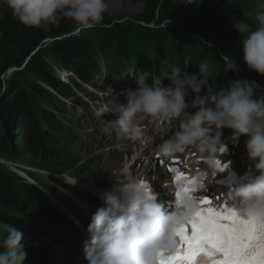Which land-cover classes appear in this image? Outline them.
<instances>
[{"label": "clouds", "instance_id": "clouds-1", "mask_svg": "<svg viewBox=\"0 0 264 264\" xmlns=\"http://www.w3.org/2000/svg\"><path fill=\"white\" fill-rule=\"evenodd\" d=\"M11 14L27 27L59 25L64 20L75 24L76 32L99 26L109 10L107 0H3ZM258 27L252 29L243 21H233V28L243 39L242 53L247 68L264 77V13H257ZM169 21L166 22L167 27ZM226 73L240 72L238 59L221 54ZM207 63L199 64V72L188 74L174 66L152 82L140 78L135 88L121 93L118 99L104 103L95 110L102 118L103 131L140 140L144 134L138 122L140 114L154 120L171 122L180 119L179 130L159 145L161 155L168 157L184 152L190 146L211 163L226 150L224 129L231 130V139L238 143L244 137L247 158L254 165L250 179L227 192L229 201H239L246 216L264 224V95L257 98L258 81L233 78L215 92L201 93L208 85ZM204 77V78H202ZM169 85L163 84L164 80ZM195 96L189 102V93ZM106 96H118L109 85ZM189 108L196 109L189 113ZM112 115L115 119H106ZM69 185L76 179L63 177ZM149 181L134 176L128 169L123 178L104 191L103 206L91 216L89 240L84 253L88 264H159L160 253L171 255L177 249L176 230L196 211L192 196L183 195L169 210L158 200ZM6 235L0 240V264H27V251L22 228L3 225Z\"/></svg>", "mask_w": 264, "mask_h": 264}, {"label": "trees", "instance_id": "trees-1", "mask_svg": "<svg viewBox=\"0 0 264 264\" xmlns=\"http://www.w3.org/2000/svg\"><path fill=\"white\" fill-rule=\"evenodd\" d=\"M173 1L141 0L145 6L134 20L127 23L113 22V27H107V23L112 24V19L105 14L102 21L104 26L99 30L78 33L75 24L69 20L59 25L27 27L12 16L11 10L2 0L0 127L5 132L0 131V146L4 148L1 153H8L13 148L15 154L29 158L36 168L66 173L69 169L61 167L50 149L54 139L71 136L75 132L71 124L64 121L70 108L64 99L86 103L77 91L86 94H90V91L81 81L94 84L102 64L108 69H116L120 63L128 60V65L134 62L139 68H148L152 66V60L160 65L164 58H168L169 68H183L187 60L191 63L190 69H193L199 68L200 63H207L212 76L222 79V88L233 78L247 77L258 82L264 79L247 68L240 42L243 37L234 30L230 21L234 18L235 21L247 23L252 29L258 27L256 15L259 12L252 9L249 15L245 13L253 0H200L196 13ZM167 21L181 27L174 37H168L169 28L161 26ZM141 33L151 42L146 43L145 39H141ZM114 35L117 39L112 37ZM48 39L52 40L51 53L46 54L44 46ZM136 41L141 43L140 47L135 46ZM144 45L150 46V49L143 50ZM221 54L238 59V74L224 71ZM12 69L17 70V78L4 89L3 76ZM64 69L74 73L69 81H63L59 76L60 70ZM256 96L258 98L260 95L256 93ZM12 121L17 125L15 134L11 133ZM26 173L34 179L31 172ZM75 175L82 177L83 173L81 176ZM35 180L52 188L50 181L46 182L43 178ZM31 197L42 203V215L33 219L22 215L20 207L22 200L26 204ZM42 206L48 209L47 216L43 215ZM53 212L51 204L37 186L24 176L21 180L18 175L13 176L0 167V240L6 235L2 230L5 224L22 228L25 234L43 232V224L51 221L49 216ZM27 241L24 238V244ZM29 242H32V238H29ZM26 251L29 252L27 264L36 262L39 258L37 250L30 248Z\"/></svg>", "mask_w": 264, "mask_h": 264}, {"label": "rangeland", "instance_id": "rangeland-1", "mask_svg": "<svg viewBox=\"0 0 264 264\" xmlns=\"http://www.w3.org/2000/svg\"><path fill=\"white\" fill-rule=\"evenodd\" d=\"M1 2L2 0H0V3ZM107 2L109 5V10L106 14L112 19V24L107 23V27H113V22L127 23L128 21L134 20L136 15L142 13L145 6L141 0H107ZM173 2L192 13H196L199 9L201 1L174 0ZM252 9L256 10V12L264 13V0H253L250 8H248L245 13L249 15ZM230 21L233 23L235 19L231 18ZM103 24L104 23L102 22L99 26L88 31L92 32L94 29L99 30L101 26H104ZM165 24L166 23H162L161 26ZM153 25L156 24L153 23ZM167 27L169 28L168 37H174L179 33L178 29H181V27H178L175 22L172 24L171 21H169ZM112 37L116 38L115 35ZM181 37L183 36L181 35ZM140 38L145 39L146 43L151 42L150 39L144 38L142 33L140 34ZM51 42L52 40L48 39L46 45L44 46V49L47 50L45 52L46 54L51 53L49 50ZM137 42L138 41H136L135 46L140 47L141 43ZM183 47L184 50H187L186 46ZM142 49H150V46L144 45L142 46ZM45 53L42 52L41 54L45 55ZM161 64L162 66H156L153 68L152 73L146 68L138 70L135 66H125V63H120L118 68L115 70L104 69L103 65L102 73L98 74V76L94 79L93 86H89L91 91L98 97V99L93 100L91 99V96L83 95L89 103V107L82 105L81 103L69 101L71 104L72 113L75 115L74 119L76 120V122H72V129L76 130L77 133H75L72 137L56 138L50 144V149L54 152L56 161L61 163L62 168L69 169L66 173L59 174L51 170L36 168L31 164V160L29 158L15 154L13 148H10L8 153H1V151H4L2 146H0V167L8 170L13 176L18 175L21 180L24 175L28 179H31L26 174V172L29 171L33 174L34 179L43 178L46 182L50 181L53 187H56L57 184L63 183L65 181L63 177L74 179L76 178L75 174L80 175L81 173H83V176L89 180V184L91 185H96L98 178L101 177V175H110L108 183L114 184V182L123 178L124 169L132 167L130 166L131 164H135L134 166L137 167V170L135 173H132L134 176L138 178L151 177L159 189H163L164 191L168 190L167 185L169 184L166 182H170V180L167 169L164 168L162 163H159L154 167V164L152 163L153 158L150 160L151 156H149V154L146 152H149V146L151 143H154L155 145V142L157 141L156 136L164 134L168 139L177 130H179L180 119H183V117L171 122H161L154 120L147 115L140 114L138 117V122L143 126L144 134L140 140H133L122 135H117L115 131L105 133L103 131L104 124L102 123V118H98L95 114L96 108L104 103H109L115 99H118L120 102H124V96L121 93H123L125 89L135 88V82L140 78H145L146 82L151 83L153 77L161 75L162 72L167 71L168 58H164ZM188 64L189 63L185 61L184 66L187 67ZM61 71L62 70H60V72ZM198 72L199 71L197 69L194 70V73ZM16 75L17 70L12 69L3 76L4 89L8 88L11 82L17 78ZM70 75H72V73L69 74V76ZM210 76L211 73L208 72L206 78L209 79ZM212 78H214V80H216L219 84L222 81V79L218 80L215 77ZM68 80L69 78L65 81ZM259 82L261 85H264V79ZM163 84L168 86V84H166L164 81ZM109 85H111L116 90V93L120 95H104L103 93ZM263 92L264 88H261L258 89L256 93L262 94ZM193 109L194 108H189L187 111L191 113ZM106 119L111 120L115 119V117L112 115H107ZM65 120L67 123H69L68 118H65ZM0 131L5 132V129L0 127ZM229 131L230 129L224 131V142L232 146L234 142L231 139V135L228 137ZM11 133H17V125L14 121H12ZM244 139V137H241L239 142L235 143L234 155L231 153L229 157L230 159L232 158L233 165L239 170L240 173L248 172L250 168H254L252 162L247 158ZM220 154L222 153H218L216 157H218ZM139 159H141L142 162H139ZM147 166H151V169H149L148 172L145 171ZM128 170L130 171V169ZM35 181L38 182L37 180ZM71 199L74 202L76 201L73 197H71ZM27 200L28 201L26 204L24 203V200H22L20 204V207L22 208V215H24L26 218L31 217V219L42 215V208L40 207V204L36 198L31 197ZM43 215L47 216L45 210ZM49 227L50 231L52 232L58 231L52 226ZM76 231L77 228L73 229L69 234L59 231V233L53 237L36 233H24V237H35L36 242L40 243V248L38 251L40 252L41 256L43 258L47 257V259L50 258L54 264H88L84 253L85 243H78L79 236L74 235ZM64 236L67 237L66 240L61 241V238ZM28 248L29 246H27L25 249L27 250Z\"/></svg>", "mask_w": 264, "mask_h": 264}, {"label": "snow or ice", "instance_id": "snow-or-ice-1", "mask_svg": "<svg viewBox=\"0 0 264 264\" xmlns=\"http://www.w3.org/2000/svg\"><path fill=\"white\" fill-rule=\"evenodd\" d=\"M216 164L222 172L230 162L221 165L217 160ZM169 172L175 173L177 182L196 184L194 178L178 169L170 167ZM190 191L195 189L183 187L176 191L174 204ZM199 203L201 207L176 230L179 247L171 255L160 253L159 264H264V224L241 216L227 205L215 208L208 197Z\"/></svg>", "mask_w": 264, "mask_h": 264}, {"label": "bare ground", "instance_id": "bare-ground-1", "mask_svg": "<svg viewBox=\"0 0 264 264\" xmlns=\"http://www.w3.org/2000/svg\"><path fill=\"white\" fill-rule=\"evenodd\" d=\"M64 70H62L60 73H62ZM64 74H65V72H64ZM65 76H67L66 74H65ZM68 77V76H67ZM92 78V77H91ZM67 78H65L63 81H65ZM88 83H90V81L88 82ZM54 121H55V119H54ZM56 122V121H55ZM137 167H135V166H132V167H128V169H130V172L131 173H135L136 172V169ZM149 169H151V166H147L146 168H145V171L146 172H148L149 171ZM252 173L253 172H250L248 175H252ZM27 174V173H26ZM28 175V174H27ZM29 176V175H28ZM24 177L29 181V182H31L32 184H34L35 186H36V182H35V179H32V177H30L31 179H28L25 175H24ZM142 179V178H141ZM233 179H235V178H233ZM170 181H172V179H169ZM87 186H89L88 184H86ZM149 186H153V183H149ZM43 189V187H42V185L39 187V190L41 191ZM45 196V195H44ZM46 203V202H45ZM236 210H237V206H236ZM31 218V217H30ZM33 218V217H32ZM44 232V231H43ZM27 253H29V252H27Z\"/></svg>", "mask_w": 264, "mask_h": 264}]
</instances>
